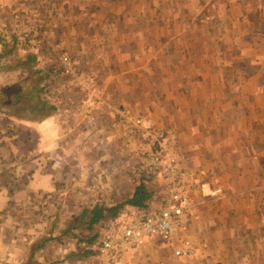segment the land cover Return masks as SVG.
I'll list each match as a JSON object with an SVG mask.
<instances>
[{
	"label": "crops",
	"instance_id": "0c3cea01",
	"mask_svg": "<svg viewBox=\"0 0 264 264\" xmlns=\"http://www.w3.org/2000/svg\"><path fill=\"white\" fill-rule=\"evenodd\" d=\"M187 9L188 0H0L11 50L19 35L32 47L35 35L43 54L61 50L84 73L61 76L71 89L56 111L5 127L17 135L0 170V264H101L102 221L91 225L92 213L125 202L140 183L143 138L125 116L164 130L162 144L190 176L183 234L196 249L178 257L179 241L154 237L118 264H264V90H237V73L203 69ZM212 33L215 41L221 30ZM87 79L102 90L97 101ZM255 142L257 157H234ZM148 178L151 211L165 181Z\"/></svg>",
	"mask_w": 264,
	"mask_h": 264
},
{
	"label": "rangeland",
	"instance_id": "374dc122",
	"mask_svg": "<svg viewBox=\"0 0 264 264\" xmlns=\"http://www.w3.org/2000/svg\"><path fill=\"white\" fill-rule=\"evenodd\" d=\"M19 4V1H17ZM21 4V1H20ZM38 3H31L29 11L36 13L38 8L35 6ZM20 8V5L18 6ZM16 7L14 10L18 11L19 8ZM18 8V9H17ZM34 8V9H33ZM191 15L190 26L191 28L197 29L194 31V35L191 37V42L199 40L201 46L195 51L203 57L204 66L203 69H207L209 73H216L222 70V74H235L237 73L240 78L237 82H232V85L237 84V90H264V3L262 0H188V9ZM203 12L204 16H198L199 13ZM195 18V19H194ZM210 28L209 30H206ZM198 28L200 30H198ZM205 29V33L202 32ZM221 30L220 34H215V41H213L212 30ZM23 32V30L21 29ZM29 39L32 41L31 46H25L26 36H18L17 42L20 49L14 51L13 55L3 59L1 65H3V71L0 76V90L7 89L8 87H13L16 83H24L25 95L33 93V88L39 89L42 80H47L48 77V95L45 99L50 100L53 93L56 97L59 95L58 100L55 103L60 102V98L63 101L69 100L70 92V81L65 82L64 78L61 76L65 74L61 70V62L64 56H69L63 54L61 50L49 53H42L40 47H36L38 40L35 35H31ZM35 36V37H33ZM0 39L4 40V44L0 43V56L3 51H10L13 44V37L10 35L8 30L0 27ZM23 42V44H22ZM36 43V44H35ZM3 45H5L3 47ZM39 53V54H38ZM30 58L33 59L30 61ZM72 58V57H71ZM76 62V76L84 74L79 68V62L72 58ZM219 62V63H218ZM218 65H214V64ZM220 65V66H219ZM21 66V67H20ZM39 73H36V72ZM71 77V76H69ZM41 80L39 81L38 79ZM74 79V77H72ZM93 79V77H92ZM67 80H70L68 78ZM94 82L85 83L88 86V90L91 95V101H97L96 98L102 94V90L97 89L93 84ZM229 84V83H227ZM41 85V84H40ZM36 89V90H37ZM63 96V97H60ZM38 100H34L27 104V109L24 111L26 118L32 119L37 117L39 114H32L30 109L32 105H38L40 101H43L40 95H38ZM100 98V97H99ZM31 106V107H30ZM29 107V109H28ZM262 108H258L260 111ZM123 111V110H122ZM125 112V111H124ZM261 121V117L258 118ZM144 120V119H143ZM153 126L155 130L159 133L164 134V130L155 128L154 124L149 121H145ZM8 122L4 121L3 116L0 115V170L5 171L9 167V161L7 157H10V145L9 139L12 138L15 133H7L5 127ZM165 138V137H164ZM163 142V141H162ZM253 144V148L247 147L242 152L234 153V157H257L258 150L260 147L258 143ZM256 144V145H255ZM255 145V147H254ZM214 146L211 148V150ZM158 150L163 149L166 155L170 157H176L170 146L163 145L156 148ZM230 155V153H229ZM185 174V173H184ZM190 176L188 174L184 175L182 182L186 186L185 196L189 202V210H191V202L187 195L188 191L191 189ZM5 179V178H4ZM2 179V180H4ZM220 190L216 191L217 195ZM161 203V200H160ZM159 203V205H160ZM158 205V206H159ZM187 213V214H188ZM186 214V215H187ZM185 218V217H184ZM185 230V225L183 233ZM182 235L179 238H175L174 241H179L182 244V239L187 238L192 242L195 252V241L190 237ZM182 246V245H181ZM194 255V253H193ZM192 256V255H191ZM188 256V257H191ZM179 257V256H178ZM122 260V259H121ZM233 259H229V262ZM251 262V261H250ZM238 264V263H232ZM240 264H243L240 262ZM247 264H253L248 263Z\"/></svg>",
	"mask_w": 264,
	"mask_h": 264
},
{
	"label": "built area",
	"instance_id": "2783aa9c",
	"mask_svg": "<svg viewBox=\"0 0 264 264\" xmlns=\"http://www.w3.org/2000/svg\"><path fill=\"white\" fill-rule=\"evenodd\" d=\"M61 70L71 77L76 76V62L64 56ZM90 82L91 79H87L86 83ZM124 123L131 134H139L143 138L139 162L134 168L136 179L158 175L164 179L165 187L157 208L151 211L136 209L137 213L126 212L102 221L96 247L98 256L102 258L101 264H118L127 250L142 247L149 238L156 237L164 244L172 243L182 235L184 217L189 210L186 186L182 182L185 174L180 171L175 157L166 155L163 149H156L162 146L164 134L139 117L125 116ZM193 253L194 247L187 238L182 239V246L175 251L179 257Z\"/></svg>",
	"mask_w": 264,
	"mask_h": 264
},
{
	"label": "trees",
	"instance_id": "16d2710c",
	"mask_svg": "<svg viewBox=\"0 0 264 264\" xmlns=\"http://www.w3.org/2000/svg\"><path fill=\"white\" fill-rule=\"evenodd\" d=\"M0 43L4 44V40L0 39ZM5 45H3L4 47ZM14 51H3L1 54V60L6 59L13 55ZM33 59L30 58V61ZM3 71V67L0 64V74ZM36 73H39L38 71ZM51 77H48L47 80H42L43 82L39 84L41 86L39 89L36 87L33 88V93L29 95H25L24 92V83L19 82L13 85V87H8L7 89L0 90V115L3 116L4 121L8 122L11 120H26L25 116V110L27 109V104L29 102L32 103V101L38 100V95L41 96L43 101H40L38 105H32V109H30V112L32 114H47L52 111H56V105L55 100H58V96L54 97L55 95L52 94V98L48 101L45 99L46 95H48V79ZM39 81L41 80L38 79ZM37 89V90H36ZM30 106V107H31ZM29 109V107H28ZM39 116L32 118L31 120H38ZM149 178L144 176L140 179V183L138 185V188L136 189L135 194L127 199L125 202L117 204L114 207L105 209V208H97L92 213V220L91 225L98 224L104 219L108 217H115L120 215L127 207H132L135 209L140 210H147L150 208V206L157 201L155 195L150 192L147 188L146 181Z\"/></svg>",
	"mask_w": 264,
	"mask_h": 264
}]
</instances>
